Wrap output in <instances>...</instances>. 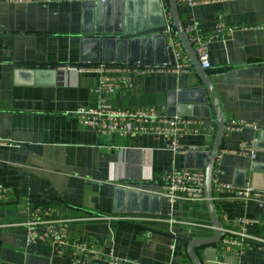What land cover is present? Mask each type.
Returning a JSON list of instances; mask_svg holds the SVG:
<instances>
[{"label": "crops", "instance_id": "0c3cea01", "mask_svg": "<svg viewBox=\"0 0 264 264\" xmlns=\"http://www.w3.org/2000/svg\"><path fill=\"white\" fill-rule=\"evenodd\" d=\"M84 1L0 0V184L11 188L0 205V264H192L189 240L214 234L207 202L171 205L164 175L202 169L218 129L213 102L185 48L176 56L170 33L149 27L161 23L157 3L105 0L92 11ZM178 3L185 29L205 37L223 26L210 43L207 72L225 123L251 124L225 132L215 165L219 181L264 189V0ZM99 16L105 26L114 16V26L128 32L147 26L156 37L98 59L85 39ZM173 35L178 38L175 28ZM137 63L170 68L141 74L132 68ZM101 74L119 79L112 94L93 91ZM102 99L116 110H155L162 119L150 125L169 126L163 118L178 116L180 130L172 137L99 133L82 124L77 111ZM174 137L182 148L197 150L175 152ZM243 142H259L256 158L240 153ZM213 196L227 233L197 248L202 262L264 264V243L223 242L243 219L253 220L246 225L250 235L264 239V197L236 199L216 187ZM37 209L70 219L68 243L27 245L24 223ZM82 244L89 251H79Z\"/></svg>", "mask_w": 264, "mask_h": 264}, {"label": "built area", "instance_id": "2783aa9c", "mask_svg": "<svg viewBox=\"0 0 264 264\" xmlns=\"http://www.w3.org/2000/svg\"><path fill=\"white\" fill-rule=\"evenodd\" d=\"M10 2H28L30 0H7ZM105 1V0H104ZM189 4H195L200 1L207 0H184ZM165 26L163 30L170 33L169 45L175 50V55L180 57L182 50V43L174 33V22L172 14L168 8H164ZM223 26H218L216 32L210 36H199L195 33L192 26L188 27L186 33L190 42L193 45L195 54L204 69H208L211 66L210 63V43L212 40L221 34ZM134 71L141 74L151 73L156 69L170 68L167 64H154V65H142L137 63L132 65ZM184 67L176 65V71H183ZM119 84V79L101 74L100 82L94 92L101 96L112 94ZM79 120L82 124L95 128L99 133L112 134L117 133L121 136L126 135H141V134H157L164 135L166 137L176 136L180 130V117L174 116L172 118H163L169 124V126L150 125V123L156 121L158 118L162 119L155 110L144 109L137 111H122L114 109L109 103L102 99L100 104L93 108L80 107L77 111ZM251 124L238 120H231L226 124V131L241 130L244 127ZM172 148L175 152H186L188 150H197L196 147L190 149H184L174 137L172 140ZM240 153L249 154L251 158H256L258 150L254 142H243L239 148ZM221 171L214 170L213 185L218 190H224L232 192L234 198L241 200H256L263 202L264 189L256 188L253 185H247L242 188H235L232 184L223 183L219 181ZM205 181L206 173L204 169H173L164 175V193L168 198L171 205H174L178 200L188 199L192 201H202L206 199L205 196ZM11 188L0 184V205L6 202L10 196ZM253 222L250 219L242 220V228L239 230H227L228 234L232 235L229 238L223 239V242L228 247L232 244L242 245L248 239H255L258 242L264 243L263 238L252 236L248 233L246 225ZM27 227V245L36 244L39 241L51 240L56 246H63L68 243L67 228L70 224V219L59 218L53 216L45 210L40 213L39 210L33 212L30 217L24 223ZM195 226L210 227L209 225L196 223ZM227 233L224 230V234ZM79 251L88 250L85 244L77 247ZM113 256V251L109 252ZM116 264L115 262H111Z\"/></svg>", "mask_w": 264, "mask_h": 264}, {"label": "water", "instance_id": "95a60500", "mask_svg": "<svg viewBox=\"0 0 264 264\" xmlns=\"http://www.w3.org/2000/svg\"><path fill=\"white\" fill-rule=\"evenodd\" d=\"M147 4L150 3H157L158 9L154 14H159L161 16V23L154 26H149L150 28H157V29H163L165 26V19H164V8L169 7V10L172 14L173 22H174V28L176 29L177 36L179 40L181 41L183 47L185 48L186 52L188 53L194 67L198 71V74L205 85V88L207 89L210 98L213 102L216 115H217V121H218V129L216 133L215 142L213 145V148L211 151L206 152L203 154L204 156V162L201 166L202 169L205 170L206 173V181H205V196H206V202L208 206L209 213L211 215L212 219V226L214 228V234L211 237L208 238H193L189 240L187 243V254L190 258L192 264H204L202 260L200 259L197 248L211 245L218 243L222 236L224 235V226L219 218L214 204V196H213V175L215 170V165L217 158L220 153V149L223 143V139L226 132V123L225 118L219 103V100L217 98L213 83L208 75L207 69L202 68L196 54L193 48L192 43L190 42L188 35L186 33L185 27L182 23L180 12H179V3L178 0H144ZM107 4V1L104 0H86L84 1V6L87 9H91L92 11H95V7L97 9L103 8ZM115 18L113 16V22L109 21L110 25L105 26L103 25L104 19L98 18L97 27L92 28L88 31L90 34L88 38L85 39L86 42H89L93 45L94 50L96 52V56L98 59L102 58L104 60L107 59L109 55H113V52L117 51L118 53L121 51V49L125 50V46L128 44L133 43H140L144 42L146 40H154L155 35L154 34H147L146 28L147 26L142 30H133L131 32H128L125 30L124 25L122 26H114ZM123 33L121 36L120 34ZM138 36L140 38H138ZM160 37V36H157ZM163 39H165L166 44L167 42V36L163 35ZM131 39V40H130ZM170 52L172 51L171 48ZM173 57V55H172ZM113 59V58H112ZM115 59V58H114ZM174 114V113H173ZM259 142H256V146H258ZM256 169L257 167L254 166ZM245 183L243 184V186ZM242 186V185H241Z\"/></svg>", "mask_w": 264, "mask_h": 264}]
</instances>
